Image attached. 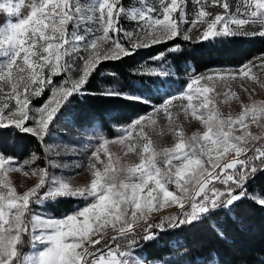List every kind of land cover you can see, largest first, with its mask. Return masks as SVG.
<instances>
[{"label":"snow or ice","instance_id":"snow-or-ice-1","mask_svg":"<svg viewBox=\"0 0 264 264\" xmlns=\"http://www.w3.org/2000/svg\"><path fill=\"white\" fill-rule=\"evenodd\" d=\"M194 3L198 7L189 20L186 0H158V8L147 6L141 10H125L120 0H0V129L15 128L43 141L60 109L82 92L102 61L122 59L139 48L173 40L181 35V23L192 26L183 34L184 40L191 39L188 33L198 26L200 40L264 36V30L249 32L245 27L259 24L264 28V0H239L234 12L229 0ZM215 5L223 11L207 10ZM121 14L137 21L139 32L118 27ZM112 32L116 35H110ZM120 32L128 46L121 42ZM170 51H179V46ZM163 58V54L154 57ZM77 60L81 61L79 65H75ZM256 67L259 74L253 71ZM73 70L80 72L79 78L65 79L62 85L53 82L54 76ZM156 75L168 73L162 70ZM201 80L206 86L192 91ZM241 80L258 83L264 89V58H260L259 65L245 63L235 73L227 74L225 95L240 100L232 91V82ZM160 84L167 87L166 80ZM47 86H51L55 99L30 115L31 96L41 95ZM186 87L189 91L165 96L151 113L134 117L117 138L127 144L128 151L136 152L138 164L117 169L110 160L101 170L97 167L101 150L110 156L106 145L116 141L104 139L96 145L88 164L92 178L85 186H73L47 169H32V175L39 176L38 183L19 194L8 176L24 171V166L32 161L18 163L0 150V264H147L135 250L139 241L156 238L153 229L164 231L197 224L231 211L245 198L264 206V195L250 197L248 192V185L257 174L264 173V137L248 130L249 124L264 127V101L245 104L240 100L243 110L239 115L225 117L216 107L215 98L207 95L216 89L213 75L194 76ZM241 87L251 99L249 88ZM107 94L150 103L142 96ZM194 96L198 100L196 106ZM175 100L181 101L185 118L191 110V116L203 123L202 133L191 137L183 134L170 108L175 107ZM161 113L177 138L173 147L162 150L155 147L147 131L155 130ZM30 119L32 126L28 125ZM157 157H163V168ZM28 174L24 171L25 176ZM217 183L222 187H217ZM169 185L175 188L170 189ZM60 197H78L87 203L60 218L32 211L31 205ZM170 206H177L179 211L162 217L159 223H148L154 211ZM141 221L143 226L137 230ZM108 226L114 233L110 237L105 232ZM25 237L31 243V254L22 251ZM120 241L125 242L123 246Z\"/></svg>","mask_w":264,"mask_h":264},{"label":"trees","instance_id":"trees-1","mask_svg":"<svg viewBox=\"0 0 264 264\" xmlns=\"http://www.w3.org/2000/svg\"><path fill=\"white\" fill-rule=\"evenodd\" d=\"M152 2L120 0L124 8L139 10L153 7ZM120 24V28L131 32L137 22L122 21ZM261 30L263 28L248 31L258 33ZM190 37L184 40L177 36L164 43L139 48L122 59L102 61L82 92L71 97L70 104L63 105L51 125L57 129L84 132L95 143L119 138L134 117L152 111L155 100L151 92L153 88L162 87L160 81L166 80L167 87L179 89L189 84L194 76L214 69L240 68L245 63L257 62L264 55V36L260 35L216 36L207 40ZM177 45L179 51H170ZM160 54H163L162 60L154 59ZM162 70L168 75H156ZM110 92L142 96L150 103L129 100L124 95H108ZM44 98L35 100L34 105L39 106ZM55 133H58L57 130ZM43 142H46L45 139L38 140L14 128L0 129V150L16 161L22 158V154L28 155L32 151L36 168L45 166L40 146ZM168 187L175 188L174 185ZM248 192L250 197L264 195V173L257 174L254 182L248 185ZM86 203L78 197H60L45 201L38 212L46 217L60 218ZM27 247L25 237L22 251L25 252ZM135 251L137 257L147 261V264H264V206L252 198H245L238 201L231 211L181 229H165L147 242L141 240Z\"/></svg>","mask_w":264,"mask_h":264},{"label":"rangeland","instance_id":"rangeland-1","mask_svg":"<svg viewBox=\"0 0 264 264\" xmlns=\"http://www.w3.org/2000/svg\"><path fill=\"white\" fill-rule=\"evenodd\" d=\"M87 2L88 0H81V3H87ZM186 2H187L186 10L188 14L187 18L191 20L194 17V13L196 12L198 6L194 3V0H186ZM238 2L239 0H231L230 4L232 5L233 12L235 11V6ZM152 3H153V7H157V8L159 7L158 0H153ZM124 9L125 10H132V9L139 10L137 8H124ZM207 10L213 13L223 11V9L219 5L211 6ZM175 15L176 14L174 13L173 16ZM122 21L137 22L135 20L130 19L128 16L124 14H121L119 16L118 24L120 25V27L122 26L120 24L122 23ZM247 26H249V27H246V29L248 30L262 28V26L259 24H254V25L250 24ZM190 28H192L191 24L181 23L180 24V30H181L180 37L183 38V34ZM198 28H193L192 31L189 32L188 34L190 36L197 38L200 35ZM71 30H72V25L70 24L69 31ZM131 32L133 33L139 32L138 23L136 25L135 30ZM110 35L114 36L116 35V33L112 32L110 33ZM119 35L121 38V42L124 43L125 46H128V41L126 38H124L123 32H120ZM105 47H107V45H105ZM260 58H264V55ZM260 58L257 60V62L253 64L259 65ZM80 63L81 61L77 60L75 62V65H79ZM75 65H74V68H75ZM238 69L239 68L214 69V70H210L207 73L203 74L204 76L213 75V78L216 82V89L213 92L208 93L207 95L215 98L217 102L216 107L225 117L228 115H231L233 117L239 115V113L243 110L240 100H242L243 103L245 104H250L253 101H256V102L264 101V89L260 88L258 83L248 81V80H241L240 83H236L235 81L232 82V91L236 92L237 96L240 97V100H237L234 97L225 95L228 92V87H227V84L225 83L226 76L229 73H235ZM253 71L259 74L260 69L259 67H256V68H253ZM79 76H80V72L78 70H73L71 72H64V73H61L60 75L54 76L56 79L53 80V82L57 85H62L65 79H77L79 78ZM241 85H243L244 87H248L250 92H252L251 99H249L248 94L243 92ZM186 86L180 87L179 89L170 88V87L153 88V91L151 92L152 98L155 100L153 108L163 103L165 96H170L173 93H181V92L189 91V89ZM200 86H206L203 80L199 82V85H194L192 91H194L196 87H200ZM252 89H254V91H252ZM42 97H45V98L41 101V104L39 106H35L34 101ZM54 99L55 98H53L52 96L51 86L45 87V90L43 91L41 95L31 96L30 103H29V109L31 110L30 115L35 114V111L37 108L41 107L45 103H48L50 100H54ZM183 103L187 104V101H184ZM197 103H198L197 97L194 96L193 105L196 106ZM173 105H175V107L170 106L171 111L173 113V118L174 119L178 118L179 129H182L183 134L186 137H191L193 133H197V132L202 133L205 130L203 123L200 120H197L191 116L190 114L191 110H189V116L185 118L183 108L180 106L181 105L180 100L173 101ZM199 111H207V110L199 109ZM28 125L29 126L33 125V121L31 119L28 121ZM58 129L55 125L53 126L51 125L49 134L45 136L44 138L46 142H43L40 145L42 151L44 152V159H45L44 167L36 168V166L33 165L32 158H33L34 153L32 151H30L28 155L22 154V158L17 160L18 163H21L24 160L32 161L30 164L24 166V171L29 173L27 176L24 175V171L12 172L8 176V179L10 180L11 184L16 188L19 194H23V192L34 187L38 183L39 176L32 175V169H47L51 175H54L61 179H67L73 186H85L90 183V180L92 177H91V172L89 171V168H88L89 158L91 156V153L95 150V146L102 143L103 140H100L99 142L95 143L93 142V140H90L91 138L85 135L84 132H81V133L72 132L71 130L66 129V128L64 129L58 128ZM15 130L20 132L18 129H15ZM55 130H57L58 133H55ZM248 130L253 135L264 137V127H259L257 126V124H249ZM147 131L149 135L151 136L155 147H157L158 149L162 150L164 148L173 147L175 143L177 142V138L174 132L169 129L168 121L167 119L163 117L162 113L160 114V118L158 119V124L155 130H153L152 128H149ZM22 134L31 135L28 133H22ZM109 140H115L116 142H112L106 145L108 152L110 153V156L105 155L103 150H101L99 154L100 160L97 162L98 168L103 170V166L109 163L110 160L113 163V166L117 169L125 168L127 166L139 163V157L136 155V152L128 151V147L126 143L119 142L117 138L109 139ZM46 145L48 146L47 149L45 147ZM139 150H140V147L138 145L137 151ZM213 156L215 158V153L213 154ZM205 159L207 158L205 157ZM157 160L160 161V166L163 167L164 166L163 157H157ZM173 163H175V161ZM53 164L55 166H53ZM32 206L35 207V209L32 210L33 212L37 213L38 215H42L38 212V209L42 205L33 204L31 205V207ZM177 210H179L177 206H170V207H164L159 212L154 211L149 217L148 223H155L156 221H158V218L174 215V213ZM81 222H82V218H81ZM142 226H143V221H141L140 225L137 226V230H139L140 227ZM105 232L108 237L114 234L111 226H108ZM153 232L158 234V233H162L163 231L158 230V231H153ZM27 241H28V238H27ZM101 242L103 243V240ZM120 243L123 246L125 242L120 241ZM96 247L99 248L100 245H97ZM32 251L33 249L31 247V243L28 242V247H27V250L24 252V254H31Z\"/></svg>","mask_w":264,"mask_h":264},{"label":"built area","instance_id":"built-area-1","mask_svg":"<svg viewBox=\"0 0 264 264\" xmlns=\"http://www.w3.org/2000/svg\"><path fill=\"white\" fill-rule=\"evenodd\" d=\"M218 184V183H217ZM219 185V184H218ZM220 187H222V185H219ZM161 220V218H158V221H156L155 223H159ZM153 231H158V229H153Z\"/></svg>","mask_w":264,"mask_h":264}]
</instances>
